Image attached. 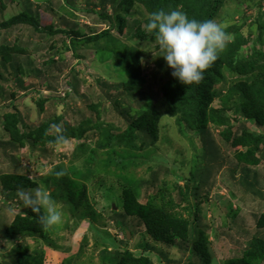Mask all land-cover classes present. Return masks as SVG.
I'll list each match as a JSON object with an SVG mask.
<instances>
[{"label": "rangeland", "instance_id": "rangeland-1", "mask_svg": "<svg viewBox=\"0 0 264 264\" xmlns=\"http://www.w3.org/2000/svg\"><path fill=\"white\" fill-rule=\"evenodd\" d=\"M69 1L71 5L67 4V0H30L29 4L40 20L41 26L53 25L58 28V34L46 36L45 32L38 33L33 27L24 25L0 30V50L3 47L9 49L7 53H0V93L3 90L5 92L9 90L15 94L12 103L29 126H36L48 118L53 120L60 115H63L65 120L77 122L82 116L76 114V111L83 112L86 118H96L97 109H94V106H97L98 110L105 108L102 116L107 123L117 129H124L125 118L120 115L113 101L103 94L99 86L102 82H108L111 86L124 82V79L119 78L117 74L119 67L113 56H107L103 48L96 53L92 43L72 46L70 42L71 36L83 38L108 29L109 24H102L101 17V14H107L114 20L112 35L119 41L141 50L142 68L147 79L144 89L148 97L147 102L164 116L165 107L161 88L167 78L165 69L167 61L164 57H160L162 53L155 39L146 31V24L151 13L143 2L136 1L131 7L126 5L125 0ZM183 7L181 3L179 8ZM24 10L23 0H4L3 6L0 5V24L20 15ZM214 20L224 29L231 26L240 29V33L247 42L243 45L245 55L250 54L254 49L264 50V44L259 41L260 39L264 41V0H224ZM227 33L231 38L236 36L233 31ZM104 43V39L99 42L105 47ZM14 57L16 58L14 64L10 65L9 60ZM50 60L53 62L49 63ZM50 65L55 66V75L52 72L49 73ZM9 66H14L16 70H12ZM71 72L80 81L79 99L68 101L69 109L61 101L56 104L55 111L49 108L46 113L40 114L38 101L53 95L51 76L56 78L55 86L58 88L56 89L58 95L59 92L64 95L65 90H71V87L67 85V82L72 80ZM225 76L226 83L219 87V96L213 101V106L216 108H222L225 104L233 105L238 100L232 99L230 103L223 101L235 80L229 73ZM17 77L23 79L28 91L17 84ZM117 79L121 80L118 82ZM110 94L122 106L139 110L140 97L137 99L128 97L121 84ZM1 96L0 119L4 114L16 111L11 105L8 107L10 102H1ZM46 105L51 106L49 102ZM229 115L233 118L236 131L240 123L235 118L240 117L233 112H229ZM240 120H243L247 129L261 132L255 123L245 118ZM1 128L0 124V130ZM118 132L120 131L116 134ZM221 132L222 129L210 126L208 131L210 138H205V141L211 140L214 144L217 158L215 161H204L206 148L200 136L194 132H188V137H182L174 118L163 119L160 123L161 138L157 143V149L150 152H147V149L134 151L135 155L131 151L125 152V149L118 150L123 151L119 152L120 154L125 152L126 155L132 156L125 159L134 164L129 165L126 176L133 175L138 182H141L151 181L153 175L158 173L159 188L165 183L168 187L170 185L169 196L172 195L178 202L181 198L178 196L179 191L174 189L176 180L177 185L183 187L185 191L188 189L192 191L195 180H199L204 175L198 191L199 209L195 213V218L198 217L200 220L193 224V230L195 239H200V230L204 231L212 256V264L214 261L215 264H223L226 260L241 257L248 241L254 236L255 239L264 238V229L258 227V219L264 214V161L258 166L240 164L236 158V149L224 141ZM83 141L87 149L95 148L97 137L90 136L82 141L70 139L67 144L48 145L43 150L38 147L35 149L29 144L18 150H12L10 154L19 157V165L13 169L8 159L5 162L1 159L0 151V178L9 173L24 174L35 181L38 184L37 187L47 190L49 195L51 192L43 182L59 166H62L64 173L69 174L71 178L76 177L74 175L76 171L80 172L84 175L83 179L79 178V180L86 187V198L93 212L98 214L94 227H89L87 231L86 220L80 221L81 224L77 226L64 202L53 199L63 213V223L48 230L47 241L28 238L25 244L31 248L41 247L46 264H102L100 262L102 247L99 244L103 242V244L107 243V246L109 244L111 248V245L115 244L113 246L119 247L121 251L130 249L135 254L142 253L144 249H147L146 245L150 244L152 248H149L151 250L147 253L155 263L187 264V255L183 257L178 248L172 249L166 245L154 243L146 235L142 223L136 221L137 224H134L135 220L132 223L129 218L125 220V226L128 227L132 223L134 225L132 229L134 228L138 233L130 236L126 244L127 228L126 230L119 228L110 219L113 214L111 206L117 213H122L121 204L115 198L121 193L122 183L117 182L115 176L111 178L114 172L112 168L108 174L100 170L102 166L88 168V163H83L87 152H80V156H76L77 146ZM100 159L105 160V155H100L96 162ZM72 169L76 171L73 172ZM206 170L210 172V175H205ZM109 177L110 179L107 180ZM249 184L254 186L250 187ZM141 189L145 191L143 186ZM150 192L155 193L153 189ZM12 195V198H7L0 187V226L2 228H7L17 214H28L29 208L23 206L17 192ZM112 195L115 198L113 200L109 198ZM185 205L186 203L183 204ZM184 216L193 218V215L189 213H184ZM79 217L77 215L76 220H79ZM103 220L109 225L102 228ZM120 223L123 225L122 222ZM83 233L87 235L88 241L85 243L84 250L79 253L78 247L84 240ZM9 254H11V247L0 248V264L14 263L11 262ZM71 256L73 258L69 260Z\"/></svg>", "mask_w": 264, "mask_h": 264}, {"label": "trees", "instance_id": "trees-1", "mask_svg": "<svg viewBox=\"0 0 264 264\" xmlns=\"http://www.w3.org/2000/svg\"><path fill=\"white\" fill-rule=\"evenodd\" d=\"M136 1L143 2V5L151 14L160 9L166 11L178 9L185 12L190 18L200 21L215 19L224 2V0H125V3L127 6L132 7ZM3 3L4 0H0L1 6H3ZM23 3L25 5L24 12L2 22L0 30H8L24 25L33 27L34 31L38 33L45 32L46 36L58 34V28L53 25L41 26L40 20L29 4L30 0H23ZM181 3L184 5L183 8H179ZM67 4L71 5L69 0H67ZM101 17L103 18L102 24H109L108 29L83 38L71 36L70 42L72 46L92 43L96 53L103 48L107 56H113L119 67L117 74L119 78L124 79V82H120L118 85L121 84L128 97L136 99L140 97L139 110H134L130 106L124 107L111 96L110 93L117 89L118 85L111 86L108 82H102L99 86L103 94L113 101L120 115L125 118L126 127L124 129L118 128L120 129L118 130L112 124L107 123L102 116L105 108L100 109V111L97 106H94V109H97L96 118H86L83 112L76 111V114L82 116L77 122L65 120L64 116L60 115L53 120L48 118L36 126H29L12 103L15 94L9 90L6 92L3 90L0 93L2 95L1 102H10L8 107L11 105L16 111L8 112L0 119L2 127L0 130L1 159L4 162L8 159L13 169V167L16 168L19 165V157L11 155L12 150H18L28 144L35 149L38 147L40 150L48 145H59L55 142L58 133L51 127L52 124L60 125L63 135L68 140L82 141L90 136H96L95 148L87 149L85 141H83L77 146L76 156L79 157L80 152H87L83 158V163L87 162L88 168L102 166L103 168H100V170L106 172V174L113 169L114 172L111 178L115 176L117 182L122 183L121 193L115 198L120 202L123 212L117 213L111 206L113 214L110 219L119 228L125 230L127 228L131 236L138 233L134 228L132 229L133 221L135 220L134 224L142 223L146 235L154 243L166 245L172 249L178 248L183 257L187 255V264H212V256L204 231L200 230V239H195L193 230V224L200 220L198 217L195 218V213L199 209L198 191L204 175L199 180H195L192 191H189L190 189L185 191L183 187L177 185L178 181L176 180L174 189L179 191L178 196L181 198V201L178 202L174 200L172 195L169 196L170 185L168 187V184L165 183L159 188L157 182L160 175L158 173L153 175L151 181L141 182H138L133 175L126 176L125 173H128L129 165L134 164L125 160L132 157L126 155L125 152L131 151L135 155L134 151L147 149V152H150L155 148L157 149V143L161 138L160 123L163 119L174 118L182 137H188V132H194L200 136L204 148H206L204 149V161H215L217 159L213 142L211 140L205 141V138H210L208 131L209 127L212 126L216 129H222L221 136L224 141L236 149V158L240 164L245 166L260 165L264 161V50L254 49L250 54L245 55L243 45L247 42L240 33V29L231 26L225 30L226 32L233 31L236 36L231 39L227 48L220 54V58L204 73V79L199 84L184 85L173 77L172 72L174 70L166 65L167 78L161 88L165 107L164 116L167 115L164 117L162 113L157 112L147 102L148 97L144 91L147 79L142 68L141 50L119 41L112 35L113 17L107 14H101ZM152 38L155 39L154 35H152ZM103 39L105 47L99 44ZM259 41L264 44L262 39ZM6 51H9V49L3 47L0 53H7ZM15 59L14 57L9 60L10 65L14 64ZM52 62V60L49 61V63ZM48 67L49 73L52 72L55 75V66L50 65ZM9 68L15 69L14 66H9ZM226 73H229L235 80L232 82L233 86H231L229 94L223 98V101L230 103L232 99L238 100L233 105L225 104L222 108H216L213 106V101L219 96V87L226 83ZM53 75L50 78L53 81V84H51L53 95L38 101L40 114L46 113L49 108L55 111L56 104L61 101L69 109L70 104L68 101H77L80 97L78 90L80 81L73 72L70 74L72 80L67 82L71 90H65L64 95L60 92L58 95L56 91L58 88L55 86L56 78ZM117 80L119 82L121 79ZM4 81L6 82V80ZM16 82L21 88L28 91L22 78L17 77ZM47 102L51 104L50 107L46 105ZM229 112H233L234 115L240 117L235 118L240 123L236 131L233 118L229 115ZM241 118L255 123L261 129V132L247 129L243 120H240ZM117 131L120 132L116 134ZM2 139L6 141L3 142ZM122 149H125L124 154L119 153L123 151H118ZM102 154L105 155L106 159H100L99 162H96ZM63 170L64 168L59 166L43 184L50 190L52 199L62 200L65 207L69 208L71 216L75 219L74 224L79 226L82 221L86 220L87 228H85L88 231V229L94 227L98 214L93 212L86 198V187L79 180V178L83 179L84 175L72 169L73 172L76 171L75 174L73 173L76 177L71 178ZM60 171L64 175L58 179L56 173ZM205 175H210V172L206 170ZM37 185L31 178L20 173H9L0 178V187L7 198H12V193L15 195L19 189H33ZM142 186L145 191L141 189ZM249 186L253 187L254 185L249 184ZM152 189L155 193L150 192ZM113 195L108 197L113 200L115 199ZM185 203L186 205L183 206ZM184 213L193 215V218L185 217ZM77 215L80 216L79 220H76ZM127 218L131 219V227L125 226ZM105 225H109V223L103 220L101 227L103 228ZM258 227L264 229V214L258 219ZM47 233L48 230H45L42 226L39 216L29 208L28 214H17L15 220L7 228L0 226V248L7 249L11 247L9 256L11 262H14L13 264H46L43 249L39 246L31 248L25 243L28 238H34L36 241H40L39 239L47 241ZM83 234L84 240L78 247L79 253L84 250L85 243L88 241L87 235ZM125 236V242L128 244L127 233H125ZM103 243L99 244L102 247L100 255L102 264H169V262L155 263L153 261V258L147 253L151 250L149 248H152V246H149L150 244L146 245L145 248L147 249H144L145 251L135 254L130 249L121 251L118 249L119 247L113 246L115 244L111 245V248L109 244L107 246V243ZM145 252L146 254H144ZM72 258L73 256L69 257V260ZM223 264H264V238L255 239L254 236L252 240L248 241L241 257L226 260Z\"/></svg>", "mask_w": 264, "mask_h": 264}, {"label": "clouds", "instance_id": "clouds-1", "mask_svg": "<svg viewBox=\"0 0 264 264\" xmlns=\"http://www.w3.org/2000/svg\"><path fill=\"white\" fill-rule=\"evenodd\" d=\"M146 31L154 35L162 53L160 57H164L167 65L174 70L173 77L184 85L199 84L204 79V73L220 58L232 39L214 19L200 21L178 9L153 12L146 24ZM51 127L58 133L55 139L57 144L69 142L60 125L52 124ZM63 175L62 171L56 173L58 179ZM17 196L25 208H30L39 216L45 230L63 223V213L47 190L41 187L19 189Z\"/></svg>", "mask_w": 264, "mask_h": 264}, {"label": "water", "instance_id": "water-1", "mask_svg": "<svg viewBox=\"0 0 264 264\" xmlns=\"http://www.w3.org/2000/svg\"><path fill=\"white\" fill-rule=\"evenodd\" d=\"M128 238L130 239V233H128Z\"/></svg>", "mask_w": 264, "mask_h": 264}]
</instances>
